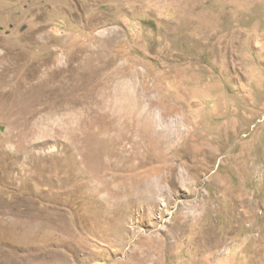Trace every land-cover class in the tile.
<instances>
[{
    "label": "rangeland",
    "instance_id": "374dc122",
    "mask_svg": "<svg viewBox=\"0 0 264 264\" xmlns=\"http://www.w3.org/2000/svg\"><path fill=\"white\" fill-rule=\"evenodd\" d=\"M0 85V264H264V0H0Z\"/></svg>",
    "mask_w": 264,
    "mask_h": 264
},
{
    "label": "bare ground",
    "instance_id": "6f19581e",
    "mask_svg": "<svg viewBox=\"0 0 264 264\" xmlns=\"http://www.w3.org/2000/svg\"><path fill=\"white\" fill-rule=\"evenodd\" d=\"M5 71H6V69H5ZM4 75V74H3ZM2 82H3V80H2ZM1 86V85H0Z\"/></svg>",
    "mask_w": 264,
    "mask_h": 264
}]
</instances>
